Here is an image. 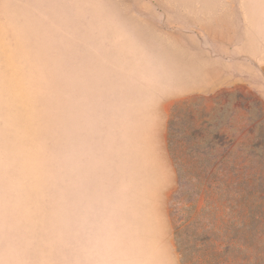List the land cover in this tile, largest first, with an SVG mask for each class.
<instances>
[{
  "label": "rangeland",
  "instance_id": "obj_1",
  "mask_svg": "<svg viewBox=\"0 0 264 264\" xmlns=\"http://www.w3.org/2000/svg\"><path fill=\"white\" fill-rule=\"evenodd\" d=\"M235 191L264 196V0H0V264H183Z\"/></svg>",
  "mask_w": 264,
  "mask_h": 264
},
{
  "label": "trees",
  "instance_id": "obj_2",
  "mask_svg": "<svg viewBox=\"0 0 264 264\" xmlns=\"http://www.w3.org/2000/svg\"><path fill=\"white\" fill-rule=\"evenodd\" d=\"M215 207L211 232L193 236L198 238L194 244L178 246L182 263L264 264V196L235 191L226 199L220 197Z\"/></svg>",
  "mask_w": 264,
  "mask_h": 264
}]
</instances>
